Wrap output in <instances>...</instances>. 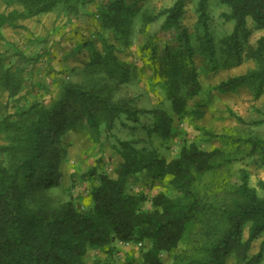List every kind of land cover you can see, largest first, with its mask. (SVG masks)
<instances>
[{
	"label": "trees",
	"instance_id": "obj_1",
	"mask_svg": "<svg viewBox=\"0 0 264 264\" xmlns=\"http://www.w3.org/2000/svg\"><path fill=\"white\" fill-rule=\"evenodd\" d=\"M6 1L18 5V9L8 15L0 13V28L20 16L33 17L56 9L78 12L91 0ZM188 1L176 0L150 17H165L163 27L177 30L186 49L174 51L166 45L159 51L157 44H145L155 75L165 85L171 109L139 110L116 100V88L126 81L129 70L115 54L114 44L105 41L106 52H96L86 66L92 75L88 84L63 82L51 102L34 100L19 110L17 120L8 123L10 142L2 149L9 161L0 163V264H87L90 249L111 253L115 241L139 245L140 264H166L164 254L173 257L171 264H229L231 258L235 264L264 261V238L259 251L250 254L253 243L264 234V180L260 182L262 194L250 184L245 169L232 191L222 186L211 194L201 188L203 175L231 162L219 147L208 150L184 139L179 152L168 159L156 150L139 147L137 140L118 139L113 147L122 157L120 177L98 167L82 175L92 183L89 206L79 208L72 187L63 188L61 184L59 167L67 150L60 141L73 128L99 133L102 127L113 128L121 116L138 121L142 111L154 119L148 127L151 134L164 142L171 138L174 114L182 115L202 87L192 60L190 35L181 22ZM220 2L229 9L223 12L226 21L235 23L231 51L250 33L249 19L264 30V0ZM208 4L209 0H198V24L206 32L204 46L213 57ZM139 11L134 1L112 0L101 5L100 16L105 26L120 35L127 34ZM248 57L256 63L254 68L220 82L215 89L228 92L248 86L259 99L264 94V34L250 47ZM228 112L247 123L231 108ZM250 123L263 125L264 111L261 118ZM204 133L208 138L221 136L206 128ZM244 141L264 156V137ZM143 171H148L154 181L168 180L174 195L129 191L128 177ZM55 188L58 190L53 192ZM147 202L150 207L143 205Z\"/></svg>",
	"mask_w": 264,
	"mask_h": 264
},
{
	"label": "rangeland",
	"instance_id": "obj_2",
	"mask_svg": "<svg viewBox=\"0 0 264 264\" xmlns=\"http://www.w3.org/2000/svg\"><path fill=\"white\" fill-rule=\"evenodd\" d=\"M112 0H91L81 11L56 9L33 17H15L0 28V163L8 162L9 155L2 146L10 142L8 123L17 120L20 109L34 100L51 102L62 88L63 82L88 84L92 75L86 71L88 62L96 52H106L105 41L114 44V52L129 70L125 82L116 88V100L127 102L139 110L155 108L171 109L164 83L155 75L149 48L145 44L153 42L162 51L168 45L174 51L186 49L184 38L174 28H164L165 17L151 19L164 8L171 7L176 0H129L139 6L140 11L133 20L132 27L116 35L114 28L103 24L100 7ZM18 5H8L0 0V13L10 14ZM228 7L220 0H209L207 26L214 46V56L204 46L205 30L199 27L198 0H189L185 6L182 24L190 35L192 60L201 81L200 93L190 99L182 115L174 114V131L168 141L148 130L154 119L152 114L139 113L134 121L121 116L113 128L102 127L99 133L85 128H73L61 139L67 155L60 164L63 188L72 187L79 208L91 204V182L82 175L93 167L108 172L113 177L121 175V155L113 145L118 139L137 140L139 147L156 150L168 159L175 156L185 139L196 141L205 149L219 147L231 157V162L200 178L203 191L214 194L222 186L228 188L240 181L242 170L248 171L250 184L260 194L264 180V156L259 149L244 140L250 137H264V124L250 122L261 118L264 111V94L254 98L248 86H240L234 91H219L215 86L232 76L246 73L256 63L248 57L250 47L264 34L248 21L250 33L240 38L231 51V34L235 29L233 21H226L223 12ZM149 18V20H148ZM93 42V44H92ZM92 44V45H91ZM91 45V46H90ZM236 51L239 54L236 55ZM213 59V60H212ZM245 118L241 123L232 117L228 109ZM219 137L208 138L204 129ZM156 152V153H157ZM127 189L133 193L154 195L164 191L174 195L168 180H153L148 171H143L127 180ZM55 188L53 192H56ZM143 205L150 207V203ZM263 237L253 243L250 254L259 251ZM111 253L90 249L86 255L87 264L97 260L102 264H140L139 245L115 241ZM166 264L173 257L163 255ZM229 264H235L233 258ZM264 264V261L261 263Z\"/></svg>",
	"mask_w": 264,
	"mask_h": 264
}]
</instances>
